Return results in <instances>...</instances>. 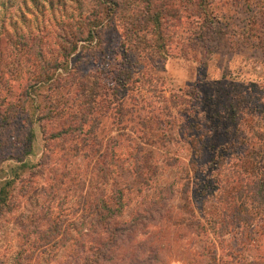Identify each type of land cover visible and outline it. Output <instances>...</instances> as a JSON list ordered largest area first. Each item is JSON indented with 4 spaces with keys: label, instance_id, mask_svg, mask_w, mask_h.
<instances>
[{
    "label": "rangeland",
    "instance_id": "obj_1",
    "mask_svg": "<svg viewBox=\"0 0 264 264\" xmlns=\"http://www.w3.org/2000/svg\"><path fill=\"white\" fill-rule=\"evenodd\" d=\"M181 3L182 10L177 7L179 11L167 17L164 35L168 47L163 56L155 58L158 66L151 75L141 74L145 82L140 84L145 87L132 92L128 100L146 111L126 117V130L120 129L113 113L104 118L97 133L105 143L119 141L120 147H113L127 172L137 142L166 145L147 148L152 150V169L143 171L142 182L138 180L128 192L120 219L130 221L139 216L151 224L122 243L118 253L137 257L156 250L158 264H205L200 240L189 225L193 217L181 209L180 192L194 196L207 184L214 187L210 168L203 166L210 154L187 143L190 134L180 128L186 111H171L176 125L173 118L158 110L167 106L162 97L185 96L195 90L196 97L185 96L189 114L200 124L195 133L203 141L225 145L232 97L238 93L250 96L247 105L263 108L264 0H207L213 24L209 22L204 28L203 17L194 14L199 0ZM90 28L97 35L87 40ZM0 37V96L8 97L11 92L9 99L18 104L15 124L6 134L0 133V183L13 176L17 179L13 210L0 217V264H71L84 256L83 249L90 248L95 230L100 229L89 203L97 197H112L121 172L115 163L109 166L114 159L111 148L109 160L101 166L104 170L93 172L91 178V165L96 160L83 157L82 145L81 153L73 157L72 141L85 136L68 133L62 139L52 137L61 130L59 124L66 123L68 111L56 119L47 116L48 110L51 105L63 110L70 105L75 88L72 83L83 73H95L109 60L122 61L123 31L97 0H0ZM46 75H51V80L42 81ZM113 76L104 82L107 87H115ZM40 80L42 83L34 87ZM151 109L155 111L151 113ZM153 114L162 116L161 126L148 132L143 121ZM217 115L223 117L222 122H214ZM31 130L35 137L31 154L26 155ZM197 154L204 155L202 160L197 158L199 165L192 163ZM169 156L179 161L170 163ZM127 172L125 180L130 181L132 173ZM55 223L61 234L57 242L47 245L38 238ZM124 259L117 264H124Z\"/></svg>",
    "mask_w": 264,
    "mask_h": 264
},
{
    "label": "trees",
    "instance_id": "obj_2",
    "mask_svg": "<svg viewBox=\"0 0 264 264\" xmlns=\"http://www.w3.org/2000/svg\"><path fill=\"white\" fill-rule=\"evenodd\" d=\"M97 1L106 15L115 19L122 28L124 38L123 53L120 55L122 61L109 60L107 68L102 66L95 73H83L75 83L72 80L75 88L70 105L65 110L51 105L47 116L59 119L68 111L66 123L59 124L61 130L55 135L53 133L52 137L62 139V135L68 133H80L87 137L80 139L77 136L78 141H72V149L75 157L81 153L82 145L83 155L85 154L83 157L91 162L96 160L91 165V178L93 172L104 170L101 166L109 160L111 148L114 150V159L110 160L109 166L115 163L121 174L112 197L108 200L97 197L91 204L89 203L90 212L97 218L96 223L100 229L95 230L96 237L90 242V248L83 249L84 256L79 257L78 261L73 260L71 264H117L123 258L125 263L129 260L132 264H158L159 255L156 250L143 252L137 257L118 253L122 243L129 241L134 233L151 224V220L146 222L139 216L130 221L120 219L127 206L125 197L128 192L138 180L142 182L143 171L152 169L150 155L152 150L147 148H158L154 147L157 144L166 145L158 141L152 143L149 140L137 142L127 172L125 162L120 164V158L116 157L117 152L113 147H120L119 141L110 139L105 143L97 132L104 118L113 113L120 129L126 130V117L133 118L134 115L140 114L141 110L146 111V107L141 109L128 104L130 94L136 90L141 92L145 87L140 84L145 82L142 75L145 73L151 75L158 66L159 62H156L155 58L163 56L165 48L168 47L164 35L168 30L167 19L172 17L175 11H179L177 7L182 10L183 4L181 0ZM206 2L207 0H199V3L194 5L197 8V14H194L204 19L203 28L209 26V22L213 24L206 9ZM94 32V29L88 30L87 40L95 38L97 34ZM75 45L77 44H74L72 50H75ZM59 66L60 64H57L56 68ZM46 76L42 81L51 80V75ZM109 76L114 77L115 87H107V83H104ZM42 81H35L33 86ZM195 92L194 90L185 93V96L196 97ZM10 93H7L8 97L0 96L2 134H6L17 120L15 108L18 104L9 99L12 96ZM185 96L179 94H173L169 98L161 96L163 104L167 106L158 111L173 118L176 125L178 124L176 117L171 111L175 110L177 113L186 111L180 128L188 130L190 134L186 139L187 143L200 150L205 149L206 153L210 154V160L203 166L210 168L209 172L214 177V187L211 188L207 184L198 189L194 196H189L184 190L180 192L181 209L193 217L189 225L195 229V235L200 240V256L204 258L205 264H264V106L258 109L247 105L250 96L240 93L232 97L227 116L228 143L224 145L216 140L203 141L202 136L195 133L198 132L200 124L198 119L189 114L190 107ZM151 110V113L155 111ZM161 117L153 114V117L142 120L143 127L148 132L155 131V127L161 126ZM252 118L257 121H251ZM222 121L221 115L214 118V122ZM212 130L218 132L217 129ZM43 132H46L44 128ZM186 134L184 133V136ZM34 137V131L31 130L26 155L31 154ZM203 156L198 157L197 154L192 163L201 164L198 160H202ZM168 158L170 163L179 161L176 156ZM126 172L128 175L132 173L130 181L125 180ZM16 180L13 176L0 183V217L13 210ZM208 180L211 181V177ZM172 216L177 217L175 213ZM60 234L58 224L55 223L47 227L38 239L46 241L48 245L57 242Z\"/></svg>",
    "mask_w": 264,
    "mask_h": 264
}]
</instances>
